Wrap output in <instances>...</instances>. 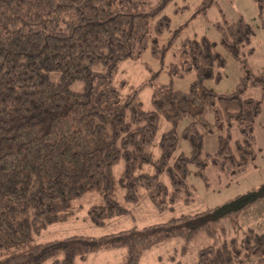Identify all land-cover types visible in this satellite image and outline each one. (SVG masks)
Wrapping results in <instances>:
<instances>
[{
  "label": "trees",
  "instance_id": "16d2710c",
  "mask_svg": "<svg viewBox=\"0 0 264 264\" xmlns=\"http://www.w3.org/2000/svg\"><path fill=\"white\" fill-rule=\"evenodd\" d=\"M167 1L0 0V264H91L90 253L118 247L127 250L120 264H137L151 247L182 238L186 249L202 231L213 242L198 249L196 264H242L250 257L264 264V231L250 228L241 242L219 238L222 220H234L264 199V182L221 205L164 222L100 236L34 237L73 216L83 197H95L88 216L103 225L128 213L126 203L138 202L142 192L159 210L192 201L191 164L208 187L209 165L225 184L256 165L262 100L244 94L258 87L264 97V74L242 60V47L254 35L242 18L220 26L222 43L245 69L233 93L205 83L220 79L215 69L225 65L207 37L188 38L180 47L181 66L196 71L191 88L154 85L152 109L140 99L142 85L116 78L121 63L139 58L150 42L153 54H164L158 41L170 22L163 13ZM258 1L262 14L264 0ZM219 101L236 102L237 109L224 112ZM186 118L182 136L190 155L176 153ZM215 129L219 149L212 154L204 150V134ZM121 160L124 169L116 177Z\"/></svg>",
  "mask_w": 264,
  "mask_h": 264
},
{
  "label": "rangeland",
  "instance_id": "374dc122",
  "mask_svg": "<svg viewBox=\"0 0 264 264\" xmlns=\"http://www.w3.org/2000/svg\"><path fill=\"white\" fill-rule=\"evenodd\" d=\"M157 2L158 0H152ZM163 13L170 18L167 27L159 35L158 44L164 47V54L159 57L153 54L151 42L146 50L137 59L124 60L117 73L118 80H126L133 86L142 85L139 95L145 109H152L151 101L154 85L170 84L176 90L188 91L196 79V71H185L181 66L180 47L184 40L195 38L202 40L209 38L214 42V49L225 58V65L216 67V74L220 79L206 80V85L220 94L233 93L240 78L244 74L242 60L247 59L249 66L255 74H264V11L261 14L258 0H168ZM242 18L249 23L253 30L250 43L242 47V60L233 56L222 43V30L220 26L225 20L235 22ZM246 97L262 100V112L255 124L256 149L258 158L256 165L248 168L238 177L225 184V177L218 176V171L212 165L207 167V174L212 182L208 187L197 173L195 165L191 164L187 175V182L194 188L195 196L189 203L178 201L173 207L159 210L151 202L146 192L136 203H126L129 212L107 219L105 224H94L88 216V209L95 202V197H83L76 201L75 212L68 220L47 225L40 233L35 235L36 241H48L64 238L74 234L100 236L105 233L126 228L142 227L144 225L167 221L172 216L182 213H195L207 208L221 205L229 199L250 190L264 182V97L258 87L249 88ZM224 112L237 109L236 102L219 101ZM211 121L214 120L212 112L209 113ZM163 120V127L166 123ZM186 118L179 127V143L176 153L184 151L191 154L189 142L182 136ZM219 134L215 129L213 133L204 134V150L215 154L219 149ZM234 136H240L237 128L233 129ZM124 169L121 160L114 167V174L120 177ZM224 180L223 182H220ZM118 197L121 199L119 193ZM122 200L123 191H122ZM125 201V200H124ZM235 220V221H234ZM222 220L225 229L220 233V240L236 238L241 240L248 234L250 228L257 232L264 231V199L253 204L250 208L240 212L235 219ZM213 239L204 231L197 233L183 248L185 242L182 238H171L144 251L137 264H196L198 249L212 243ZM125 247L101 249L90 253L87 261L91 264H120L126 259ZM258 258L250 257L242 264H255Z\"/></svg>",
  "mask_w": 264,
  "mask_h": 264
}]
</instances>
